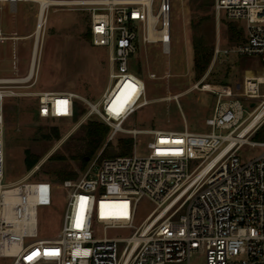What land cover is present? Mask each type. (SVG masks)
Returning <instances> with one entry per match:
<instances>
[{"label": "built area", "instance_id": "built-area-1", "mask_svg": "<svg viewBox=\"0 0 264 264\" xmlns=\"http://www.w3.org/2000/svg\"><path fill=\"white\" fill-rule=\"evenodd\" d=\"M95 1L77 6L89 11L91 44L108 53L110 85L99 102H86V116H95L110 128L108 140L121 132L152 136L146 144L148 153L96 158L78 179L64 180L60 237L32 241L38 236L37 210L49 204L52 187L45 181L3 184L0 121V259H11V264H189L193 253L202 252L205 264H264V141L249 140L264 123V93H260L264 80L245 77L237 90L210 87L216 103L205 119L207 132H191L186 126L182 130L124 128V122L149 103L144 82L130 71L138 33L142 42H160L168 52L170 0H159L155 13L154 0ZM213 11L217 20L241 21L245 30L241 43L228 49L217 43L213 56H256L264 66V0H214ZM149 13L156 20L150 21ZM150 27L161 33L166 30L167 39L150 38ZM4 39L0 32V40ZM29 74L27 68L22 76L0 77V97L14 85L34 80L37 69L27 83L7 82ZM34 95L38 117H73L78 98L73 92L45 90ZM237 97L251 101L246 116ZM254 118L251 128L240 134ZM244 144L263 150L241 162L237 152ZM142 197L155 207L136 227V207ZM97 225L133 232L125 238H96ZM46 250L54 254L46 255Z\"/></svg>", "mask_w": 264, "mask_h": 264}, {"label": "rangeland", "instance_id": "rangeland-1", "mask_svg": "<svg viewBox=\"0 0 264 264\" xmlns=\"http://www.w3.org/2000/svg\"><path fill=\"white\" fill-rule=\"evenodd\" d=\"M213 2L170 0L168 52L162 50L160 42H142L138 33L137 51L131 59L130 71L144 82L149 103L132 114L124 122V128L182 130L186 126L191 132H207L205 119L213 113L216 96L202 87L230 86L237 90L245 77L264 75V66L256 56L234 53L213 56L217 43L222 49L232 48L241 43L245 35L241 21L216 19ZM158 4L159 0H154L153 13ZM37 12L38 3L33 1L0 3V32L5 38L0 40V77L26 73ZM89 17V11L82 6L50 7L40 36L36 78L25 85H14L16 87L11 88L8 95L0 97L3 184L45 181L52 187L49 204L37 210L38 236L32 241L60 237L65 210V193L61 186L64 180L78 179L96 158L100 161L120 155L125 140L132 141L130 154L146 156V144L152 140L148 134L133 137L122 132L108 140L110 128L95 116H86V102H99L110 85L108 53L91 44ZM195 41L205 49L206 55L211 54L202 71L194 66ZM151 74L155 77L150 78ZM45 90L76 94V117H38L34 93ZM260 93H264V84L260 85ZM237 98L246 116L252 109L251 101ZM90 121L106 126L108 134L88 157L91 145L86 137V126ZM226 132L222 131L223 134ZM249 140L264 141V123L249 136ZM262 150L260 145L244 144L237 156L241 162H246L259 156ZM26 155L36 160L29 170L24 162ZM69 173L71 177L63 178V174ZM154 207L146 197L140 198L134 225L137 227ZM132 232L131 228L103 230L100 225L94 229L96 238H125ZM11 263V259H0V264ZM189 264H205V254L193 253Z\"/></svg>", "mask_w": 264, "mask_h": 264}, {"label": "bare ground", "instance_id": "bare-ground-1", "mask_svg": "<svg viewBox=\"0 0 264 264\" xmlns=\"http://www.w3.org/2000/svg\"><path fill=\"white\" fill-rule=\"evenodd\" d=\"M5 1H7V2L33 1V2L38 3L37 22H36V28L34 31V35H33L34 41H33V45L31 48V53H32V51L34 52L33 55H34L35 62L34 63L32 62V65H31V59H30V64L28 67V70L30 68V74L26 78L7 81V82H18V83L19 82L20 83L28 82V81L34 79V76L36 74V63H37V57H38V52H39L38 48H39V43H40V36H41L43 24L45 22L47 10L52 6H68V5L96 4L97 3L95 0H0V3L5 2ZM149 19H150V21L156 20V16L152 13H149ZM162 33H164V34L162 35ZM162 33L154 30L151 27L149 28V31H148L149 37L154 39V40L162 39V37H165L163 39H167L168 36L166 34V30H164V32H162ZM257 77L260 80H264V75L257 76ZM202 89L203 90H209L210 86L205 85L204 87H202ZM263 108H264V106H263ZM256 119L255 118L251 119L245 125V127L241 130L240 134H243L248 129H250L252 124L255 122ZM231 145L232 144H229L227 146V148L231 147Z\"/></svg>", "mask_w": 264, "mask_h": 264}, {"label": "trees", "instance_id": "trees-1", "mask_svg": "<svg viewBox=\"0 0 264 264\" xmlns=\"http://www.w3.org/2000/svg\"><path fill=\"white\" fill-rule=\"evenodd\" d=\"M194 49V66L197 70L202 71L204 67L209 63L210 55L205 54V49H201V44L198 41L193 43ZM77 108H74V115L76 117ZM108 134V128L100 123L90 121L86 126V137L89 139L91 150L88 152L87 156L90 157L93 151L98 148L102 141ZM132 149V141L125 140L122 144L121 156L129 155ZM25 166L29 170L32 166L36 163L35 159H31L29 156L26 155L25 159ZM86 162V159L83 158V163ZM72 174H63V178H69Z\"/></svg>", "mask_w": 264, "mask_h": 264}, {"label": "snow or ice", "instance_id": "snow-or-ice-1", "mask_svg": "<svg viewBox=\"0 0 264 264\" xmlns=\"http://www.w3.org/2000/svg\"><path fill=\"white\" fill-rule=\"evenodd\" d=\"M45 254L46 255L47 254H54V251L53 250H46ZM35 255H38V253H33V256H35ZM28 259H32V257L30 256V257H28Z\"/></svg>", "mask_w": 264, "mask_h": 264}, {"label": "crops", "instance_id": "crops-1", "mask_svg": "<svg viewBox=\"0 0 264 264\" xmlns=\"http://www.w3.org/2000/svg\"><path fill=\"white\" fill-rule=\"evenodd\" d=\"M13 2V1H12ZM36 17H37V14H36ZM35 28H36V25H35ZM34 31H35V29H34ZM33 35H34V33H33ZM29 64H30V62H29ZM257 77V76H256ZM50 91H53V90H50ZM57 92H59V91H57Z\"/></svg>", "mask_w": 264, "mask_h": 264}]
</instances>
